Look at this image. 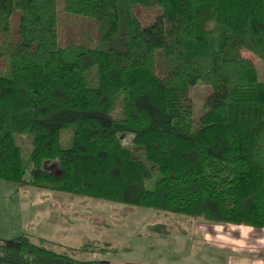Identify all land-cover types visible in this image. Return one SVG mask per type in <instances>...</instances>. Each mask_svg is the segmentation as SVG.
Instances as JSON below:
<instances>
[{
    "label": "trees",
    "instance_id": "obj_1",
    "mask_svg": "<svg viewBox=\"0 0 264 264\" xmlns=\"http://www.w3.org/2000/svg\"><path fill=\"white\" fill-rule=\"evenodd\" d=\"M140 5L158 10L144 21ZM69 14L98 41L63 31ZM244 49L264 62V0H0V179L263 227L264 77ZM96 241L22 232L0 264H153L74 255Z\"/></svg>",
    "mask_w": 264,
    "mask_h": 264
},
{
    "label": "rangeland",
    "instance_id": "obj_2",
    "mask_svg": "<svg viewBox=\"0 0 264 264\" xmlns=\"http://www.w3.org/2000/svg\"><path fill=\"white\" fill-rule=\"evenodd\" d=\"M157 10L158 7L146 8L141 5L137 7L144 21L150 20ZM17 25L18 18L16 13H13L11 38L16 34ZM96 25L97 21L90 16L69 14L62 22V30H71L77 39L94 44L99 38ZM243 59L247 63L255 64L261 77H264L262 60L246 49L243 50ZM171 61L169 58L170 82L173 80ZM9 66V58L0 57V72L7 73ZM203 92V84L193 89L196 110ZM28 138V135H23L18 139L23 147L25 162L30 153ZM7 182L9 185H19L11 181ZM152 182L153 179L150 180V184ZM13 187L15 186L8 188L5 192L7 195L4 196L7 210L9 208L12 211V217L5 218L8 228L11 227L12 222H15L14 215L18 212L23 219L19 218L17 221L22 223L23 231H29L33 240L39 241L42 236L70 246H79L88 240H97L96 242L104 245L103 249L94 248L74 254L81 258L111 259L117 256L125 258V261H143L153 264H159L158 261L176 263L178 259H181L179 264H188V261L192 260V252H196L194 249L201 243L204 244L198 230L191 228L189 219L181 220L175 214H168L171 219L169 220L164 213H158L149 207L30 184L16 186L19 190ZM162 219L173 223L169 224L167 221L171 228L168 235L163 234V224L157 229L152 228L154 223L162 222ZM179 226L185 227L188 232L182 236ZM20 232L21 229H13L9 236ZM52 245L57 249L62 247L57 242ZM180 255L182 258L177 257Z\"/></svg>",
    "mask_w": 264,
    "mask_h": 264
},
{
    "label": "crops",
    "instance_id": "obj_3",
    "mask_svg": "<svg viewBox=\"0 0 264 264\" xmlns=\"http://www.w3.org/2000/svg\"><path fill=\"white\" fill-rule=\"evenodd\" d=\"M15 184L21 185L20 183ZM19 185H9L7 181L0 179V239L8 237L13 229H21L20 233L27 231H23L22 223L17 221L22 218L18 212L14 215L15 222H12L10 228L5 221L6 217H12V211L9 208L7 210L5 192L8 188L12 186L18 188L16 186ZM188 222L191 228L198 230L204 242L194 249L196 252H192V260L188 261V264H264V226L254 227L245 223L220 222L202 217L189 219ZM182 230H179L182 236L188 232L185 227ZM110 260L120 263L124 262L125 258L115 256ZM180 260L178 259L176 263L163 261L157 263L179 264Z\"/></svg>",
    "mask_w": 264,
    "mask_h": 264
}]
</instances>
